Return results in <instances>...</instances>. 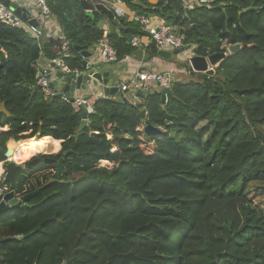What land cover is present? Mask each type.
<instances>
[{
    "label": "trees",
    "instance_id": "16d2710c",
    "mask_svg": "<svg viewBox=\"0 0 264 264\" xmlns=\"http://www.w3.org/2000/svg\"><path fill=\"white\" fill-rule=\"evenodd\" d=\"M122 1L182 29L195 55L241 48L212 75L160 90L166 102L155 91L142 97L146 108L96 99L79 133L81 112L35 87L38 39L0 22V102L11 114L0 115L8 125L0 161L10 137L60 140L59 153L45 157L69 152L61 175L41 163L56 169L32 182L36 170L26 168L18 178L16 196L37 193L0 216V238L9 237L0 264H264V212L247 195L264 181V0H218L188 14L181 0ZM47 3L70 43L68 67L82 69L74 46L92 48L104 20L118 59L139 49L129 44L141 33L133 20L117 16V32L105 12L87 15L78 0ZM157 52L152 44L149 55ZM146 123L162 132L145 135Z\"/></svg>",
    "mask_w": 264,
    "mask_h": 264
},
{
    "label": "built area",
    "instance_id": "2783aa9c",
    "mask_svg": "<svg viewBox=\"0 0 264 264\" xmlns=\"http://www.w3.org/2000/svg\"><path fill=\"white\" fill-rule=\"evenodd\" d=\"M31 1L33 2L34 11H36L34 18H36L38 22L43 23L44 26L47 23L49 24L54 14L50 9L47 0ZM217 1L218 0H187V4L192 7L205 6L210 9ZM129 16L131 20H133L140 27L141 31L140 34H135L130 38V46L139 48L153 44L157 50L169 51L184 47L183 36L174 25L165 21H157L155 16L144 14L132 9L129 11ZM0 22L12 28H22L36 39H38L42 34L41 30L37 26L30 24L27 20H24L20 15L16 14L9 5L4 3L3 0H0ZM69 46V41L63 40L57 51L58 56L56 58H52L50 61L58 65L62 73L74 74L76 76L83 74L85 72L83 68L72 69L66 65L65 56L67 55ZM195 47L196 46L192 44L184 51L186 52L185 56L188 57V60L190 56L195 55ZM90 52L91 56L88 61L91 63H115L119 61L117 52L107 36L106 27L104 28L103 36L93 45ZM48 73L49 72L47 70L40 69L36 77V86L46 98H52L56 95H60V98L65 103L69 104L75 111L81 112V110L85 108L87 113L93 112V104L95 101L90 99L91 96L89 98H85L83 96H69L65 93L57 92L50 86ZM173 81V76L169 72L141 68L125 79H113L111 86L116 87L118 91L126 96L125 93L130 89L143 94L151 92L152 89L165 90L171 87ZM98 98L99 97L97 96L96 99ZM166 100L167 95L164 94V102H166ZM11 157L12 156L7 158L4 157V159L0 161L3 169L0 174V182L1 180H6L3 175L5 173V163L8 161L17 163V161ZM8 189H0V198L6 191H8Z\"/></svg>",
    "mask_w": 264,
    "mask_h": 264
},
{
    "label": "water",
    "instance_id": "95a60500",
    "mask_svg": "<svg viewBox=\"0 0 264 264\" xmlns=\"http://www.w3.org/2000/svg\"><path fill=\"white\" fill-rule=\"evenodd\" d=\"M6 5H9L16 14L20 15L24 20H27L30 24L37 26V20L36 18H30V16L27 13L26 8L18 6L17 3L11 1V0H3ZM80 6L82 9L86 12L87 15H92L93 11L100 10L105 12L109 17L113 20L115 24L118 26L120 25L118 20L114 18L113 12L108 9L104 4L102 3H94L92 0H78ZM181 2L184 5V9L186 14H188L189 6L185 0H181ZM250 8H247L246 10L242 11H248ZM179 33L182 34V29H179ZM1 43V42H0ZM241 48L240 43L231 44L227 47L228 54L226 52H216L209 54L207 56H199V55H192L189 57V64L196 72H203L209 75H212L214 73L213 67L217 66L221 61H223L227 55L233 54L238 49ZM74 49L79 51L80 54L83 56V59L81 61V66L85 70L83 74L74 75V74H65L61 71H58L56 74V78L64 84L62 88V93H65L69 96L74 95L75 90H82L88 93L84 95L83 97L89 98L92 96V94H97L98 97H100V89L102 90L103 97H120L123 102H128L126 96H124L120 91L117 90L116 87L111 86L112 80L116 77L109 76L108 72H102L100 70V62L91 63L87 60L91 56V52L88 49L87 46H74ZM188 49V46H184L183 48H179L173 51L169 50H158L157 56L162 59H170L171 56L179 55L181 52ZM56 70H59V66L52 63L51 64ZM48 77L50 78V86L54 88L56 82H52L51 77L52 74L48 73ZM37 87V86H35ZM126 92V91H125ZM157 93H161L160 91H155ZM147 94H150L148 92ZM138 97H143L144 94L138 93ZM161 101L164 102V94L161 93ZM4 114L5 116H10V112L6 109L5 102H0V115ZM87 111L85 108L81 110V122L78 128L79 133L81 130L86 126L87 124ZM104 124L107 125V121L104 120ZM4 130V129H3ZM159 132H162L160 128L155 127L151 125L150 123H146V125L143 127V133L145 135H154ZM35 136L29 137L34 138ZM12 141H16L13 137H10L6 142V151L4 153V157H10L13 155V146ZM69 152H65L64 155L56 160L52 157H42L40 156H34L31 159L25 161L23 165L14 163L12 161H8L5 163V173L4 177L9 183V189L6 191L2 198L0 199V216L5 211L9 210L10 208L14 207H27V201L29 198L37 193V189L22 194L21 196L17 197L15 195V189L17 185V180L24 173L25 168H31L37 164L45 163V164H56L58 168V175H61L63 171V160L64 157L67 156ZM26 165V166H25ZM9 237L0 238V243L8 240ZM69 264V263H68Z\"/></svg>",
    "mask_w": 264,
    "mask_h": 264
},
{
    "label": "crops",
    "instance_id": "0c3cea01",
    "mask_svg": "<svg viewBox=\"0 0 264 264\" xmlns=\"http://www.w3.org/2000/svg\"><path fill=\"white\" fill-rule=\"evenodd\" d=\"M11 1L17 3L18 6L26 8L27 13L31 18H34V16L36 15V11H34L35 9L33 6V2L31 0H11ZM92 1L94 3L104 4L108 9H110L113 12L114 18H116L117 20H118L117 16L125 17L126 19L131 20V18L129 16V11L131 9L126 4V2H124L122 0L121 1H117V0H92ZM147 1L149 3H152V4L156 3V0H147ZM185 1L187 2V0H185ZM188 6H189V9L193 8L190 5H188ZM96 11H100V10H96ZM152 16H155L157 21H165L164 19L158 17L157 15L152 14ZM37 23H38L37 27L41 30V33H42L41 36L38 38V42H39V45L41 47V51H40V55L38 56V58L35 62L36 67H37V73L40 69H45L49 73H51L52 74V77H51L52 82H56L54 85L55 86L54 89L57 92L62 93L61 91H62L64 84L61 83L56 78V74L58 73V71H60V69L56 70L51 65L52 62L50 60L52 58H56L58 56L57 51H58L59 46L61 45L63 40H67L64 36L63 27L61 26V24L59 23V21L55 15L53 16V18L49 22V24L47 23L45 26L43 23L38 22V20H37ZM102 25H104V26L106 25V28H108V21L104 20V22H102ZM115 25L117 26V28H116L117 32H119L120 25L119 26L117 24H115ZM150 46L151 45L139 47V49H136L135 51H133V53L126 55V56L122 57L121 59H119L118 62L101 63L100 64V70L102 72H108L109 76H111V77H116L118 79H125V78L131 76L132 74H134L138 69L146 68V69H152V70H157V71L169 72L172 74L174 80H176V81L180 80L178 78L175 79V77H176V73H178L182 70L178 71L175 69H168L166 67V64L164 62H162L163 61L162 58H160L158 56H150L149 55V47ZM88 49L90 50L91 48H88ZM77 52L79 53L81 60H82L83 56L80 54L79 51H77ZM227 54H228V52H227ZM87 60H90V58H87ZM182 73L187 74L185 72H182ZM154 91H160V90L155 89ZM99 92H100L99 98H114V99L116 98L114 96L103 97L101 89ZM87 93H88V91L85 92L82 90H75L73 96H84ZM138 93L139 92H136V94H135V97H137V98H139L137 95ZM96 95L92 94L90 99L95 101L97 98ZM125 95H126L127 100L129 101L127 94H125ZM45 137L48 138L49 136H45ZM49 138L54 140L51 137H49ZM55 141H58L60 143V140H55Z\"/></svg>",
    "mask_w": 264,
    "mask_h": 264
},
{
    "label": "rangeland",
    "instance_id": "374dc122",
    "mask_svg": "<svg viewBox=\"0 0 264 264\" xmlns=\"http://www.w3.org/2000/svg\"><path fill=\"white\" fill-rule=\"evenodd\" d=\"M187 25L189 28V24H187ZM104 27H106V25ZM185 55H186V52L183 51L179 55L172 56L170 59H163L162 62H164L166 64V67L168 69H175L178 71L182 70V71L176 73L175 79L178 78V79L183 80V81H188L190 79H196L197 78V74H196L197 72L194 71L193 68L190 66L188 57H186ZM214 68L215 67H213V69ZM182 72H185L187 74H184ZM154 90L155 89H152V92ZM125 94H127V97L129 99L130 103L141 102L144 105L143 106L144 108L147 107V99L135 97L136 92L133 89H130ZM115 100L121 101L122 99L120 97H116ZM106 126L110 127L108 124ZM2 129H4V130H2ZM7 129H8V125L0 127V134H1V132L5 131ZM260 131L264 134V128H260ZM26 134H28V132H26ZM111 137H112V135L110 133H107V138L110 139ZM27 138H29V137H27ZM37 138H38V135L36 134L35 139L37 140ZM23 139H26V138H23ZM23 139H19V140L22 141ZM24 145L25 146L23 149L15 148V153L12 157V158H14V160L17 158V160H15V161H17V163L21 164V165H23L25 163V161L31 159L34 156H40V155L41 156L42 155L43 156H46V155L55 156L59 153V151L61 149V143H59V150L58 151H49L48 153H42V152H47V151L40 149V147L38 146V143L34 140L25 142ZM112 150H116V147H113ZM20 157H21V159H20ZM47 165H49V164H47ZM97 165L107 167V168H111L113 166V163H111L109 161H106V162L100 161L97 163ZM0 167H1V170H0V174H1L2 170H3L1 163H0ZM32 168H35V170H36L33 173L35 175L34 178H33V176L29 177V179H31L32 182L34 181L35 177L41 178L40 176L44 175V173H47V172L53 173V171H55V169H56L54 166H51V167L50 166H43L41 164H37V165L33 166ZM3 181L4 180H1V182H0V189L1 190H4V188L8 189L9 186L6 185L5 183H3ZM247 192H248L247 195L251 199V201L254 204H256L264 212V181L251 182L248 185V191Z\"/></svg>",
    "mask_w": 264,
    "mask_h": 264
},
{
    "label": "bare ground",
    "instance_id": "6f19581e",
    "mask_svg": "<svg viewBox=\"0 0 264 264\" xmlns=\"http://www.w3.org/2000/svg\"><path fill=\"white\" fill-rule=\"evenodd\" d=\"M31 140L36 141L38 143V146L40 147V149L47 151V152H42V153H48L49 151H57L56 149H59V142L52 140L49 137L48 138L45 137V138L37 139V140H35V137L34 138H26V139H23L22 141L21 140L12 141L13 155L15 153V148L23 149L25 146L24 143L31 141ZM13 155H12V157H13ZM20 159H21V157H20ZM15 160H17V158ZM0 170H1V167H0Z\"/></svg>",
    "mask_w": 264,
    "mask_h": 264
},
{
    "label": "flooded vegetation",
    "instance_id": "af4514ba",
    "mask_svg": "<svg viewBox=\"0 0 264 264\" xmlns=\"http://www.w3.org/2000/svg\"><path fill=\"white\" fill-rule=\"evenodd\" d=\"M64 155V154H63ZM43 158L45 157V156H42ZM56 160H58L59 158H55ZM54 165H56V164H54ZM57 166V165H56ZM26 169V168H25Z\"/></svg>",
    "mask_w": 264,
    "mask_h": 264
},
{
    "label": "clouds",
    "instance_id": "9594fccd",
    "mask_svg": "<svg viewBox=\"0 0 264 264\" xmlns=\"http://www.w3.org/2000/svg\"><path fill=\"white\" fill-rule=\"evenodd\" d=\"M57 151L59 150V149H56Z\"/></svg>",
    "mask_w": 264,
    "mask_h": 264
}]
</instances>
